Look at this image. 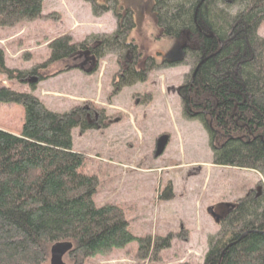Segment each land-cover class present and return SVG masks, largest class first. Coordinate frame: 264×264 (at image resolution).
<instances>
[{
    "label": "trees",
    "instance_id": "trees-1",
    "mask_svg": "<svg viewBox=\"0 0 264 264\" xmlns=\"http://www.w3.org/2000/svg\"><path fill=\"white\" fill-rule=\"evenodd\" d=\"M43 1L0 0V29L41 18ZM117 4L112 35L80 42L56 38L48 44L47 58L25 71L7 69L0 48V74L33 89L50 78L46 71L52 65L68 70L79 63H62L74 64L84 55L98 63L114 53L119 71L111 79L113 94L145 82L156 67L149 61L145 70L124 65L126 49L134 59L140 54L128 45L134 25L130 10ZM152 7L164 39L178 40L180 30L190 29L189 45L199 50L189 53L195 65L200 56L201 61L177 93L183 116L200 122L209 135L213 164L251 168L263 181L255 194L229 205L221 229L208 238L202 264H264V38L259 36L264 0H155ZM14 104L23 108L20 133L0 130V264H49L56 243L72 245L64 256L69 264H91L132 242L140 262L158 261L170 238L135 237L122 208L97 207L98 181L83 172L84 156L72 150L71 130H101L110 121L105 110L86 101L67 113H53L31 93L1 88L0 105Z\"/></svg>",
    "mask_w": 264,
    "mask_h": 264
},
{
    "label": "rangeland",
    "instance_id": "rangeland-1",
    "mask_svg": "<svg viewBox=\"0 0 264 264\" xmlns=\"http://www.w3.org/2000/svg\"><path fill=\"white\" fill-rule=\"evenodd\" d=\"M114 1L122 10L132 12L134 25L128 41L138 46L137 66L141 67L147 56L164 54L169 46L179 43V39L173 43L162 38L150 11L154 0H44L41 18L0 29L4 66L31 70L47 58L48 44L62 36L80 42L112 35L117 28ZM259 36L264 38V27ZM176 50L175 56L164 54L162 59H182L181 63H163L148 72L145 82L117 94H113L111 83L119 71L114 53L101 59L92 74L52 65L46 71L50 78L33 89L0 74V89L31 93L53 113H67L86 101L105 110L111 121L101 130H71L72 150L84 156L83 172L98 181L95 205L122 208L135 237L170 238V246L159 252L158 261L140 262L132 242L125 249L95 257L91 264H202L208 238L221 229L209 210L225 214L229 207L225 204L234 205L263 187L261 176L251 168L213 164L209 135L200 122L183 116L177 89L189 82L194 65L189 54L184 56L187 48L182 51L178 45ZM116 119L121 121L113 124ZM22 123V106L0 105V130L19 134ZM160 135L168 136V144L156 157L155 142ZM63 262L69 264L64 257Z\"/></svg>",
    "mask_w": 264,
    "mask_h": 264
},
{
    "label": "flooded vegetation",
    "instance_id": "flooded-vegetation-1",
    "mask_svg": "<svg viewBox=\"0 0 264 264\" xmlns=\"http://www.w3.org/2000/svg\"><path fill=\"white\" fill-rule=\"evenodd\" d=\"M155 1V0H154ZM153 3L154 2H152V4L150 5V6H153ZM159 10V9H158ZM150 11L154 14V10H153V7H151L150 8ZM131 12V11H130ZM132 13V12H131ZM154 15H156V14H154ZM132 18V17H131ZM155 21H156V26L160 29V32H161V36H162V38H164V36H163V30L164 29H161L162 27L159 25V23H157V16H155ZM184 32H186V33H184ZM190 29H187V30H180L179 31V33H178V36H179V43L177 44V42H175L174 43V40H172V42L174 43L171 47L169 46L168 48H167V50L165 51V56H175V53H176V51H178V50H176V48H177V46L180 44V40H181V42H182V46H181V49L180 50H184V48H187V50L185 51V55L184 56H188V54L190 53L189 52V50H193V52L194 51H196V52H198L199 50L197 49V46L194 44H190L189 45V42H190V40H189V35H190ZM181 38H183L184 39V41L185 42H187L188 43V45H185L184 43H183V40L181 39ZM172 39V38H171ZM170 39H168V41H169ZM188 40H189V42H188ZM132 42H129L128 43V45H130V48H133V45L137 48L138 46L137 45H135V43H132ZM180 47V46H179ZM136 52H137V49H136ZM180 52V51H179ZM138 53V52H137ZM160 54V55H159ZM164 54H161V53H157L156 55H149V56H147L146 58H145V60L142 62V65H141V67H139L140 65L138 64V66H137V57L134 59V57H133V54H132V51H128V52H125V54L123 55V62H124V65L125 64H135V66H137L138 68H139V70H145L146 69V67H147V63H148V61L149 62H151L152 64H154L155 65V67L156 68H158L160 65H163V63H167V64H169V63H181V60L182 59H169V60H164V59H162V56H164ZM160 57V58H159ZM201 57V56H200ZM200 57H199V60L201 61V59H200ZM81 58V59H80ZM79 59H80V67L81 68H84V67H89V65H92V62L91 61H93V59L92 58H90L89 56H87V55H84V56H81ZM155 58H158V60H159V63H157L156 62V59ZM200 61H199V63L198 64H200ZM195 63L196 62H193V69L194 68H196L197 66H198V64L197 65H195ZM155 68V69H156ZM155 69H153V70H155ZM193 69H192V71H193ZM153 70H151V71H153ZM195 70V69H194ZM150 72V71H149ZM194 72V71H193ZM148 74V73H147ZM228 214V211H226V213L225 214H223V213H220V212H218V213H215L214 214V216H217V217H219V218H225L226 217V215Z\"/></svg>",
    "mask_w": 264,
    "mask_h": 264
},
{
    "label": "water",
    "instance_id": "water-1",
    "mask_svg": "<svg viewBox=\"0 0 264 264\" xmlns=\"http://www.w3.org/2000/svg\"><path fill=\"white\" fill-rule=\"evenodd\" d=\"M198 66H199V64H198ZM197 67H196V69H197ZM167 144H168V136L167 135H161L160 137H158V139L155 142L154 155L156 157L162 155ZM209 213L213 217L216 218V216H214V214H213L212 209L209 210ZM71 247H72V245L70 243H56V244L52 245L50 248L49 264H66L63 262V257L71 249Z\"/></svg>",
    "mask_w": 264,
    "mask_h": 264
},
{
    "label": "crops",
    "instance_id": "crops-1",
    "mask_svg": "<svg viewBox=\"0 0 264 264\" xmlns=\"http://www.w3.org/2000/svg\"><path fill=\"white\" fill-rule=\"evenodd\" d=\"M45 106V105H44Z\"/></svg>",
    "mask_w": 264,
    "mask_h": 264
}]
</instances>
